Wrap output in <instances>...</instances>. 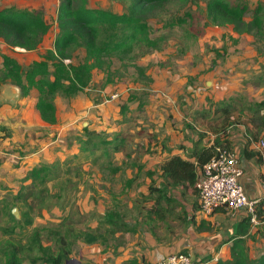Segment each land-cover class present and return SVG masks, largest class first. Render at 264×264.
I'll return each mask as SVG.
<instances>
[{"label": "crops", "instance_id": "0c3cea01", "mask_svg": "<svg viewBox=\"0 0 264 264\" xmlns=\"http://www.w3.org/2000/svg\"><path fill=\"white\" fill-rule=\"evenodd\" d=\"M1 69L0 59V71ZM256 76L253 90L257 94H264L263 82H259L258 73ZM207 83L208 81L205 82V87ZM216 86L214 85L216 95L211 92L206 94L209 105L206 106L205 102L202 109L199 108L198 112L188 117L189 120L188 118L185 120V123L189 124V129L185 128L184 121L180 118L177 124L172 120V123L167 121V125H164V119L160 118L162 122L157 127L146 130L144 121L148 122L149 116L144 110L146 105L144 101H141L143 105L140 106L136 101H132L131 106L124 103L123 106H127L128 109L123 112L122 135L120 134L122 131L109 132L112 129L111 126L106 127V122L102 130L98 132L92 130L89 118L87 123L81 122L79 130L73 129L77 120L88 115V111L81 109L76 115H69L67 111L71 108L68 106L64 115V119L67 120H62L65 125L60 127L56 105V123L45 124L35 109L37 99L35 90H31L27 97H22L17 86L8 80L0 81V211L12 205L15 197L24 193L23 189L31 183L29 174L36 167L46 166L62 170L63 162L69 160L70 155L82 154L81 157H77L80 159L85 158V154L96 156L95 154H100V151H108V148L94 152L80 151V141L85 139L81 134L84 132L83 129H87L90 132H103L107 141H112L114 145L123 141V151L121 143L118 144L117 152L111 146L115 153H123V162H119L121 166L123 165V171H117L114 176L118 182L116 187L118 191L111 189L109 178L103 176L99 177L103 183H99L102 192L98 193V196L79 186L81 189L77 192L81 190L85 193L82 196L85 204L87 203V206L84 205L86 212L94 208L92 201L95 198H104L108 204L106 210L102 207L97 217L89 214V219L91 217L93 221L91 224L87 221L86 225L70 226L82 232L90 230L100 233L108 230L109 234L104 243L99 241L87 245L78 241L77 249L81 245L101 247L103 254L109 252L106 264H157L160 259L173 254H185L195 261L216 258L218 262L230 258L233 241L241 238L245 241L249 256L252 257L249 250L251 246L257 240L264 243V148L259 147L260 141H264V129L258 128L260 126L258 120L256 117L253 119L251 111L256 104L264 103V97L261 96L255 104L243 105L239 101L231 104L230 100L234 97L229 87H233V84H230L227 90H221ZM87 91L88 88L83 92ZM79 94L71 98L72 103L79 102ZM93 98L91 94L85 95L88 103ZM226 105H230L232 109L230 114L224 116L225 112H222V109L226 108ZM263 112L264 109L258 116L262 117ZM119 114L113 119L116 124L122 123ZM73 116L74 118H71ZM139 140L142 141L140 145L143 147L144 155L153 154L151 160L142 161V164L139 161H132L131 158L135 154V147L138 145L136 142ZM128 145H131L132 151H127ZM195 146L211 149L214 147L215 150L227 149L237 155L243 169L240 181L244 193L249 200L258 201L259 226L252 228L249 224L247 232L239 235L241 225L248 220L245 210L220 208L211 216H203L199 212L195 184H189L184 180L175 182L169 177L160 176V167L166 161L174 156L189 159ZM191 159L194 161L193 157ZM88 162L93 170L106 167L100 166L99 161ZM83 163L86 162L80 164ZM129 168L132 169V175H127ZM199 172L200 170H197V176ZM69 180L68 177L57 176L47 184L54 181L68 184ZM58 191V196L61 194L66 198V190ZM89 201L92 204L88 206ZM25 202L28 206L32 202L36 205L41 199L35 194H28ZM112 209H116L122 216L123 226L117 225L113 228L103 223L105 215ZM19 214L21 217L20 211ZM44 215L45 209L36 205L35 210L30 209L32 225L24 226L23 223L22 225L25 228H37L38 221ZM259 249L258 255L264 252V245ZM114 251L116 254H113ZM82 263L85 264L84 260L80 264Z\"/></svg>", "mask_w": 264, "mask_h": 264}, {"label": "rangeland", "instance_id": "374dc122", "mask_svg": "<svg viewBox=\"0 0 264 264\" xmlns=\"http://www.w3.org/2000/svg\"><path fill=\"white\" fill-rule=\"evenodd\" d=\"M223 1L230 6L245 4L250 11L260 5L264 28V0ZM132 3L133 0H87L86 7L112 13H127L128 7ZM59 4L60 0H0V9L12 7L39 15L49 26L48 32L39 38L37 49L31 52L12 49L0 38V55L5 54L16 58L24 70L30 66L31 62L39 60L46 50L52 48L53 41L58 34L56 19ZM206 4L207 0L168 1L162 6L147 12L145 20L152 30V36L158 38L161 35H166L167 37L166 42L161 44V49L150 51L143 47L139 50L134 49L129 59L123 57V54L119 57H111L109 59L111 62L109 64L110 77L108 78L110 83H107L108 85L105 83V74L94 72L93 80L88 86L89 91L79 94L80 100L78 103H72V99H65L61 94L55 95L54 101L60 127L65 125L62 120H67L64 119V115L68 106V108H71L67 111L69 115H76L81 109L88 111V115L77 120L76 125L72 127L73 129L79 130L81 122L87 123L89 118L91 121L89 125L92 130L97 132L102 130L106 122V127L111 126L112 129L109 132L122 131L120 134L123 135V126H121L123 125V116L121 115L123 114V105L126 103L131 106L133 103L129 99L137 93L140 94L138 100L144 101L146 104L144 110L149 116L148 122L144 121L146 130L157 127L162 122L159 120L160 118L164 119V125L172 123V120L176 121L175 124H177L180 118L184 121L185 128L189 129V124H186L185 120L194 112H198L199 108L202 109L205 102H207L206 106L209 105L206 94L211 92L216 95L214 85H217L216 87L221 90H227L229 85L233 84V87H229V89H232L233 94L231 93V95L234 97L230 100L231 104L237 101L243 103V105L257 103L261 96L264 97V94H257L253 90L257 73L259 74V82H263L262 85H264V29H262L258 38H253L252 34L237 36L230 27L212 26L207 19ZM185 15L191 16L192 20L186 19ZM178 17L185 18L187 25L173 29L162 28ZM250 17L251 14L249 13L246 15L245 20L249 21ZM194 31H197L198 37H193ZM83 56V50L81 48L76 49L72 53L70 62L77 64ZM133 65L145 70L143 78L139 76L136 67ZM206 81L213 84L205 87ZM260 87L261 85H259ZM86 94H91L94 97L89 103L85 100ZM118 114L121 118V124H116L113 120ZM71 118H74V116ZM167 121L168 123H166ZM108 137L111 138L109 135ZM140 142L142 141L136 142L138 145L135 147V154L133 153L134 156L131 158L132 161H139L142 164V161L151 160L153 154L145 156ZM126 149L132 151L131 145H128ZM121 150L123 151V146ZM95 155L88 156V154H85L86 157L80 159L77 157H81L82 154L70 155L69 160L63 162L62 170L53 168L51 172L52 179L56 176L68 177L70 183L64 184L54 181L46 184L48 194H46L44 200L36 203L38 207L42 206L45 209L44 217L38 221L39 227L25 228L22 225L21 217L18 221L15 220L16 223L10 219L9 211L12 207L19 209L22 216L27 207L35 210L36 205L32 204L33 202L29 203V206L13 203L5 210L1 209L0 241L12 237L15 241L24 244L34 234H38L42 240H47L48 235L43 230L63 231L68 225H86L87 221L91 224L93 221L91 217L89 219V214H94L96 217L100 215L102 207L106 210L108 201L103 200L104 198H95L92 201L94 208L86 212L84 205L87 206V203L85 204L84 196H82L85 193L81 190L77 192V190L82 187L87 192L92 191L98 196V193L102 192L99 183H103L99 177L103 176L109 178L110 188L118 191L116 188L118 182H116L117 179L114 176L117 171H123V165L119 164V162H123V153H115L109 147L108 151H100V154ZM90 160L99 161L100 166L106 167L93 170L89 166L88 161ZM83 161L86 163L80 164ZM127 175H132V169H128ZM120 176L122 177L123 174ZM41 187L44 186L41 185ZM58 189L60 191L66 190V198L61 194L58 196ZM92 203L89 201L88 206ZM5 228L13 229L14 236L4 235L2 229ZM43 244L45 248L50 245V243ZM263 245L264 243L262 244L257 240L249 249L251 256L256 257L259 248ZM116 247L118 248L119 245ZM76 249L71 254L68 264H80L83 260L85 264H106L109 259V252L103 254L99 246L95 248L81 245L78 248L79 250ZM113 254H116V251ZM26 255L27 258L24 260V264H29L30 253L26 251ZM103 258L105 260H102Z\"/></svg>", "mask_w": 264, "mask_h": 264}, {"label": "trees", "instance_id": "16d2710c", "mask_svg": "<svg viewBox=\"0 0 264 264\" xmlns=\"http://www.w3.org/2000/svg\"><path fill=\"white\" fill-rule=\"evenodd\" d=\"M168 1L177 0H133L127 13H112L87 8V0H60L56 19L58 34L53 41L52 48L46 50L39 61H33L26 70L15 58L5 54L0 55L2 65L0 81L8 80L17 86L22 97H27L31 90H35L37 92L35 109L41 121L53 125L56 123L55 95L61 94L65 99L75 97L91 84L94 71L105 74V83H110L108 78L110 77L109 64L111 62L109 59L111 57H119L123 54V57L129 59L134 49L139 50L143 47L150 51L161 49V44L166 42L167 37L166 35L153 37L145 16L151 9L160 7ZM261 10L260 5L250 11L245 4L230 6L223 0H207L206 4L207 19L212 26L230 27L238 36L252 34L253 38H258L264 29ZM249 13L251 14L250 20L246 21L245 17ZM185 18L192 20L189 15H185ZM185 18H174L162 28L173 29L185 26L187 25ZM48 30V24L39 15L12 7L0 9V38L11 48L34 51L37 49L39 38ZM192 35L196 37L197 31H194ZM79 48L84 52L82 59L77 64L72 62L65 64L64 61H71L72 53ZM133 66L143 78L145 70L136 65ZM139 95L137 93L131 96L129 101H136L139 106L143 105L138 100ZM263 106V102L258 103L251 111L254 115L253 119L256 117L258 120L260 125L258 128L262 129H264V118L259 117L258 114L264 109ZM225 107L222 112H225L223 115L227 116L232 108L230 105ZM127 109V106H124L123 112ZM83 131L81 135L85 139L80 141L82 152H94L111 146L117 152L118 144L121 143L120 146H123V141H119L116 145L112 141H107L103 132H90L87 129ZM215 155L214 147L211 149L195 146L189 159L184 160L174 156L166 161L160 167V176L169 177L175 182L188 181L193 185L197 178V170H200ZM53 168L40 166L33 169L29 174L31 183L23 189V194L15 197L14 203L26 205L25 197L30 193L44 200L48 194L46 184L55 179L51 178ZM257 214L259 215V211ZM21 218L24 226L32 225L30 208L27 207ZM10 219L16 223L11 214ZM245 222L241 225L239 235L246 233L249 228V221ZM103 223L110 227L123 226V219L116 209H112L105 215ZM43 231L48 235L47 240H42L38 234H34L24 244L15 241L12 237L2 239L0 241V264H24L27 258L26 251L30 253L29 264H65L77 248L78 241L87 245L99 241L104 243L109 234L108 230L100 231V233L90 230L82 232L70 225L66 226L63 231L55 229ZM2 233L14 236L13 229H2ZM43 243L45 245L50 243V245L45 248ZM230 253L229 259L220 260L215 264H264V252L256 257H250L245 241L241 238L233 241Z\"/></svg>", "mask_w": 264, "mask_h": 264}, {"label": "built area", "instance_id": "2783aa9c", "mask_svg": "<svg viewBox=\"0 0 264 264\" xmlns=\"http://www.w3.org/2000/svg\"><path fill=\"white\" fill-rule=\"evenodd\" d=\"M71 63L70 60L64 61ZM264 118V112L262 113ZM264 148V141H260ZM243 169L237 155L227 149L216 150V155L200 169L195 181L199 212L211 216L216 210H245L252 228L260 225L257 214V200H249L241 184ZM217 259L195 261L185 254H173L158 261L157 264H213Z\"/></svg>", "mask_w": 264, "mask_h": 264}, {"label": "water", "instance_id": "95a60500", "mask_svg": "<svg viewBox=\"0 0 264 264\" xmlns=\"http://www.w3.org/2000/svg\"><path fill=\"white\" fill-rule=\"evenodd\" d=\"M210 85H211L210 82H208V83L206 84L207 87H209ZM10 214H11V216H12V218H13L14 220L18 221V220L20 219L19 210H18L16 207H13V208L11 209ZM68 263H69V261H67L65 264H68Z\"/></svg>", "mask_w": 264, "mask_h": 264}]
</instances>
